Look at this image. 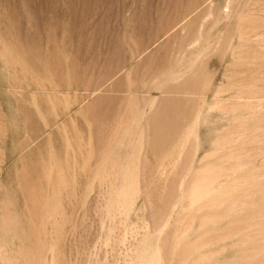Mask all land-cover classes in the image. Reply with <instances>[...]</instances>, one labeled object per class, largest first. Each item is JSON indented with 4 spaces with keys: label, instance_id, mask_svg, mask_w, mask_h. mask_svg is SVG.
Masks as SVG:
<instances>
[{
    "label": "rangeland",
    "instance_id": "1",
    "mask_svg": "<svg viewBox=\"0 0 264 264\" xmlns=\"http://www.w3.org/2000/svg\"><path fill=\"white\" fill-rule=\"evenodd\" d=\"M0 264H264V0H0Z\"/></svg>",
    "mask_w": 264,
    "mask_h": 264
}]
</instances>
